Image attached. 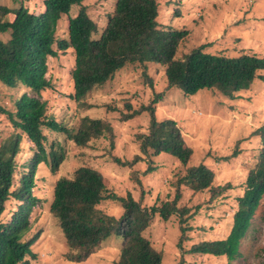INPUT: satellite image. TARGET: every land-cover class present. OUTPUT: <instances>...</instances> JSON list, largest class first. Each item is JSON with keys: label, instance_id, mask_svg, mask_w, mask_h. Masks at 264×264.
I'll return each instance as SVG.
<instances>
[{"label": "trees", "instance_id": "1", "mask_svg": "<svg viewBox=\"0 0 264 264\" xmlns=\"http://www.w3.org/2000/svg\"><path fill=\"white\" fill-rule=\"evenodd\" d=\"M84 1L43 0L45 9L39 13L25 5H0V84L36 94L35 97L23 92L12 110L0 107L14 129L0 139V264H31L28 258H36L32 246L38 233L28 235L31 229L28 214L36 203L32 196L35 171L45 164L56 175L67 158L65 146L58 139L49 141L47 131L65 133L66 139L78 147L91 148L99 139L109 140L114 147L115 129L110 118L78 116L77 128L71 129L50 113L48 101L40 98L43 91L51 88V80L46 76L48 60L57 57L60 50L73 52L71 98L77 103V110L95 107L88 96L96 88L114 81L131 65L143 67L144 78L151 86L150 68L163 66L166 88H180L185 95L215 89L234 98L238 92L249 89L256 79L264 80V57L255 54L229 57L210 53L202 45L179 57L178 50L190 31L162 28L158 21V0H116L99 37L95 36L98 22ZM74 5L79 10L72 15ZM63 18L67 19L66 36L58 40ZM161 97L162 93H157L149 104H140L138 108L125 102V110L105 105L107 113L117 115L120 121L145 112L150 116L147 130L137 135L139 153L132 159L114 155L117 165L130 170L133 185L125 195L117 194L109 187L104 173L90 165H81L71 176L55 180L49 212L69 247L66 253L69 261H87L115 237L121 240V245L114 264H163L162 251L154 246L145 231L157 215L164 220L178 215L181 231L178 245L182 248L181 243L188 239L187 232L192 228L183 225L191 216L188 208L178 205L181 185L194 192L210 189L212 196L226 188L213 186L215 172L206 163L192 164L194 150L185 141L177 122L171 118L158 119L154 105ZM25 137L33 146H30L31 158L27 164H21L19 157L24 154ZM162 153L175 157L184 173L174 184L173 198L159 200L157 194L149 205L145 199L150 190L143 179L155 171L153 157ZM139 163L147 165L142 172L134 168ZM21 166L29 172L21 170ZM263 194L264 148L248 171L244 193L238 197V208L227 237L196 242L187 252L234 260ZM11 200L21 201L22 206L11 220L4 221L2 218ZM108 200L119 204L118 216L100 207Z\"/></svg>", "mask_w": 264, "mask_h": 264}, {"label": "rangeland", "instance_id": "2", "mask_svg": "<svg viewBox=\"0 0 264 264\" xmlns=\"http://www.w3.org/2000/svg\"><path fill=\"white\" fill-rule=\"evenodd\" d=\"M116 0H85L90 15L98 22L99 37L103 32L109 15L114 10ZM160 3L159 24L164 29L189 30L190 35L181 43L178 56L182 57L192 48L206 45L205 50L213 54L229 57L244 53L264 57V0H158ZM0 5L25 7L39 13L44 11L43 0H0ZM79 7L72 6L71 14H77ZM67 19L63 18L57 32V39L66 36ZM55 48L57 46L55 45ZM74 56L71 49L60 50L57 57L48 60L47 78L51 88L42 92L41 99L49 103V112L56 115L65 126L77 128L78 116L108 117L114 125V147L107 139H99L91 148L76 146L66 139L65 133L47 131L49 141L58 139L67 152L66 160L53 175L45 164L36 168L35 186L32 196L34 207L28 214L30 231L37 234L32 249L36 258L29 257L31 264H114L121 240L115 237L103 244L95 255L85 262L68 260L69 250L57 222L49 212L51 188L60 176H71L81 165L99 169L117 194L125 195L132 189L130 170L117 165L114 155L121 159H132L139 153L137 135L147 130L150 116L147 112L128 121H120L116 115L107 113L106 104L125 110V102L134 108L149 104L157 93L162 97L154 107L159 120L174 119L194 154L192 164L206 163L215 172L213 186H226L212 196L210 189L194 192L181 185L180 207L189 209L190 219L184 226H191L182 248L180 222L178 215L168 220L154 218L145 231L154 246L163 253V264H264V194L259 201L249 230L242 238L236 258L229 261L225 256L188 253L196 242L226 238L230 232L233 215L238 208V197L244 193L248 171L254 166L259 152L264 148V80L256 79L249 89L238 92L234 98L223 95L215 89H203L194 95H185L180 88H166L163 66H152L153 86L144 78L143 67H126L116 79L106 86L96 88L88 99L95 107L77 110V103L71 98L73 82L71 72ZM264 76V72H262ZM23 92L30 96L36 94L22 88H4L0 84V107L12 110L15 101ZM14 130L5 113L0 112V139ZM24 151L19 158L21 164L31 158V147L24 138ZM155 171L144 177L150 190L145 201L152 204L159 194V200L173 198L174 184L183 175L179 161L162 153L154 156ZM147 165L139 163L134 168L142 172ZM21 170L29 172L27 167ZM21 173L18 174L17 183ZM147 178V179H146ZM22 202L11 200L3 215L9 221L15 211L20 210ZM104 211L119 215L120 206L115 201L103 202Z\"/></svg>", "mask_w": 264, "mask_h": 264}]
</instances>
